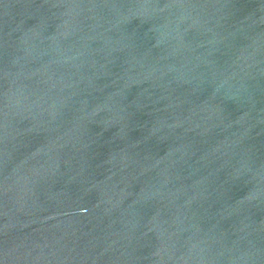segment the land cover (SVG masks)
Listing matches in <instances>:
<instances>
[{
	"label": "water",
	"instance_id": "95a60500",
	"mask_svg": "<svg viewBox=\"0 0 264 264\" xmlns=\"http://www.w3.org/2000/svg\"><path fill=\"white\" fill-rule=\"evenodd\" d=\"M0 264H264V0H0Z\"/></svg>",
	"mask_w": 264,
	"mask_h": 264
}]
</instances>
